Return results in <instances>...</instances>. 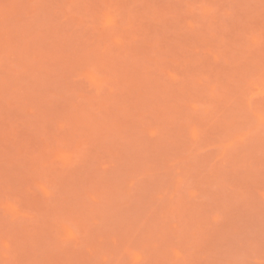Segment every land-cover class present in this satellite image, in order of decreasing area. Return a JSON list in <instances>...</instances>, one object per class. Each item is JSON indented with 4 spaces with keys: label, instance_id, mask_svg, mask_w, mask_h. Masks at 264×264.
Listing matches in <instances>:
<instances>
[{
    "label": "rangeland",
    "instance_id": "374dc122",
    "mask_svg": "<svg viewBox=\"0 0 264 264\" xmlns=\"http://www.w3.org/2000/svg\"><path fill=\"white\" fill-rule=\"evenodd\" d=\"M0 264H264V0H0Z\"/></svg>",
    "mask_w": 264,
    "mask_h": 264
}]
</instances>
